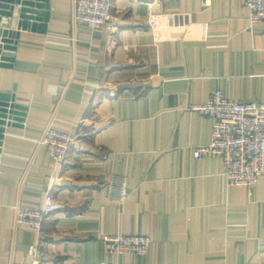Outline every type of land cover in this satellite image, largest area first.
<instances>
[{"label":"crops","instance_id":"1","mask_svg":"<svg viewBox=\"0 0 264 264\" xmlns=\"http://www.w3.org/2000/svg\"><path fill=\"white\" fill-rule=\"evenodd\" d=\"M47 4L0 66L22 108L0 140V264H103L106 233L150 237L132 264H264V172L249 191L192 155L212 130L192 107L212 91L264 103V20L242 0H114L110 32L74 24L75 0ZM48 125L75 134L61 164L39 143ZM47 192L59 209L39 232L14 222Z\"/></svg>","mask_w":264,"mask_h":264},{"label":"built area","instance_id":"2","mask_svg":"<svg viewBox=\"0 0 264 264\" xmlns=\"http://www.w3.org/2000/svg\"><path fill=\"white\" fill-rule=\"evenodd\" d=\"M114 0H75L72 21L92 29L103 28L114 32L113 23ZM248 9V20L257 22L264 20V0H242ZM210 0H202L204 7ZM8 45H14L11 40ZM0 42V63H9L3 57H9L11 51L2 49ZM5 53V55L3 53ZM13 104V103H12ZM203 116L212 120L211 140L207 145L195 146L192 155L195 159L220 157L224 164V178L229 186H243L252 191L259 176L264 172V103L255 101L240 102L229 99L220 90L210 93L207 101L192 107ZM20 118V117H19ZM5 119L6 127L15 122ZM75 140V134L48 125L42 133L39 143L43 145L50 157L57 164L65 161L69 149ZM128 190L122 180L119 188V199L128 196ZM59 204L52 193H45L41 204L32 206L16 205L13 207L14 222L28 229L39 232L48 215L57 212ZM104 251L111 259L103 264H132L122 257H144L151 239L146 234L106 233L101 236ZM35 250L29 247V254ZM9 264H40L39 262L23 263L12 261Z\"/></svg>","mask_w":264,"mask_h":264},{"label":"water","instance_id":"3","mask_svg":"<svg viewBox=\"0 0 264 264\" xmlns=\"http://www.w3.org/2000/svg\"><path fill=\"white\" fill-rule=\"evenodd\" d=\"M48 19L47 0H0V42L4 43L2 49L13 52L16 46L18 33L16 30L34 29L37 27V20L46 22ZM44 26V25H43ZM42 25L39 27H43ZM14 45H8L11 40ZM1 52V51H0ZM3 53V52H2ZM5 55V53H3ZM9 57H3V60L11 63L13 61L12 53ZM9 63H0V66H9ZM12 97L0 94V140L3 138L5 119L20 121L22 108L12 103ZM15 123L10 124L11 126Z\"/></svg>","mask_w":264,"mask_h":264}]
</instances>
